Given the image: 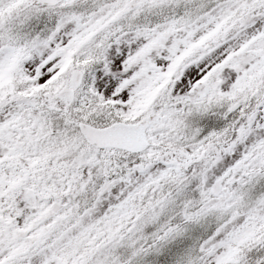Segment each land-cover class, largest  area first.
<instances>
[{
  "label": "snow or ice",
  "instance_id": "1",
  "mask_svg": "<svg viewBox=\"0 0 264 264\" xmlns=\"http://www.w3.org/2000/svg\"><path fill=\"white\" fill-rule=\"evenodd\" d=\"M0 264H264V0H0Z\"/></svg>",
  "mask_w": 264,
  "mask_h": 264
}]
</instances>
